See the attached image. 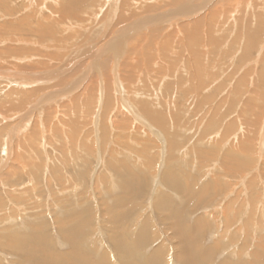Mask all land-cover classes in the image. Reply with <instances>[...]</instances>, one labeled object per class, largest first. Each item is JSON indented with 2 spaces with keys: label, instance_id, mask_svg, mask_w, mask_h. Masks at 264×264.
<instances>
[{
  "label": "rangeland",
  "instance_id": "rangeland-1",
  "mask_svg": "<svg viewBox=\"0 0 264 264\" xmlns=\"http://www.w3.org/2000/svg\"><path fill=\"white\" fill-rule=\"evenodd\" d=\"M168 1L0 0V264L70 253L75 226L97 264L140 230L135 264L158 245L182 264L179 235L207 264H264V0L127 28L191 0Z\"/></svg>",
  "mask_w": 264,
  "mask_h": 264
},
{
  "label": "bare ground",
  "instance_id": "bare-ground-1",
  "mask_svg": "<svg viewBox=\"0 0 264 264\" xmlns=\"http://www.w3.org/2000/svg\"><path fill=\"white\" fill-rule=\"evenodd\" d=\"M77 2L78 1H81V0H76ZM193 0L189 1V4H182V6L180 5L183 0H169L168 2H166L165 4L166 5H170V6H173L174 4L176 5H180L179 7L175 8V11L172 9V10H168V14H165V15H162L159 13L156 14L157 16H146V17H141V18H138V19H135L132 21V23L127 27H135V28H144L146 27V24H149V25H152V24H157L156 21L159 20V18L161 17H166L168 15L169 17V22H171L170 24H173L174 21H177L176 18L178 17L179 19H185L182 21V23L178 22V25H183L182 28L184 27L186 30L187 28L189 27V21L191 22V28H193L192 30L196 29V26H199V28L202 26V23L204 22V19L203 16H200V18H197V17H194L193 14L199 9V11H201L202 9H204V7L208 6L209 5V1L210 0H203L205 1V3L203 1H200V3L198 2H195V3H192ZM216 1V0H215ZM194 2V1H193ZM76 3V2H75ZM218 3V2H217ZM194 4V5H193ZM215 4V3H214ZM124 5V3H123ZM175 5V6H176ZM126 6V5H124ZM220 6V5H219ZM64 7V6H63ZM115 7V6H114ZM160 7V6H159ZM124 9V8H123ZM158 8L154 6H150V5H146V6H143L141 7L140 9V12L142 13H145V12H151V11H155L157 10ZM159 10V9H158ZM64 10H62V13ZM217 11V10H216ZM6 12V11H5ZM139 12V13H140ZM204 12V11H203ZM9 13V12H8ZM139 13H136L135 11L133 13H129V14H126L125 13H122L123 15L121 16V18H119V22L122 23V22H125L127 20H129L130 18L136 16L137 14ZM210 14V13H209ZM127 15V16H126ZM175 15H178V16H175ZM203 15V14H201ZM207 15V14H206ZM209 19H210V16H209ZM166 20V19H165ZM187 20V21H186ZM45 21V20H44ZM168 21V20H167ZM159 22V21H158ZM161 22L163 23L164 20H161ZM168 22V23H169ZM212 22V21H211ZM210 22V23H211ZM165 23V22H164ZM167 23V24H168ZM198 23V24H197ZM155 26V25H154ZM177 25H175L176 27ZM150 26H148L149 28ZM152 28H156V27H152ZM158 29V28H157ZM189 29V28H188ZM155 30V29H154ZM159 30V29H158ZM200 31V30H199ZM192 32V31H191ZM190 34L194 37L195 36V33H191ZM5 33V32H4ZM159 33V32H158ZM153 34V31H149V32H146L145 34H143V36L141 37H148L149 38V35H152ZM199 34V33H198ZM197 34V35H198ZM53 35V34H52ZM208 35H209V32H208ZM210 36V35H209ZM211 37V36H210ZM188 38H191L190 35H188ZM195 38V37H194ZM1 39V37H0ZM3 39V38H2ZM250 39V38H249ZM247 38L246 40V44H248V40ZM251 40V39H250ZM12 41V40H11ZM193 41V40H192ZM191 41V42H192ZM198 41V39H197ZM201 41V39H200ZM252 42V40H251ZM148 44V43H147ZM109 45V44H108ZM116 45V44H115ZM114 45V46H115ZM107 46V44L105 46H103L99 51H104L103 49H105V47ZM245 46V45H244ZM243 46V52L247 51L246 50V46L244 47ZM117 46H115L116 48ZM117 50V48H116ZM197 50V49H195ZM98 53V52H97ZM195 53V52H194ZM203 53V52H202ZM99 54V53H98ZM196 54V53H195ZM242 60V59H241ZM197 66V65H196ZM152 68V67H151ZM202 73V72H201ZM261 73V72H260ZM259 77H262L263 74H258ZM186 77V76H185ZM12 82H16L18 83L17 81L13 80ZM55 82V81H54ZM13 83V84H14ZM21 83H26L25 81H21ZM173 83V82H172ZM62 82H56V86H59L61 85ZM107 84V83H106ZM72 84H69L68 87H71ZM133 86V85H132ZM47 87V86H45ZM53 87V86H51ZM111 87V86H110ZM72 88V87H71ZM118 90V88H116ZM41 89H39L38 91H40ZM35 92V91H34ZM117 92V91H116ZM32 93V91H31ZM63 93V92H62ZM36 94V92H35ZM33 94V95H35ZM31 95V96H33ZM46 96V95H44ZM56 96V95H55ZM45 97L41 98V100H43ZM121 98V97H120ZM62 100V99H61ZM139 102V101H138ZM141 103V102H140ZM34 104V103H33ZM36 104V102H35ZM142 104V103H141ZM36 106V105H35ZM59 106V105H58ZM32 107V105H31ZM60 107V106H59ZM64 107V105H63ZM71 107V106H70ZM124 107V106H122ZM125 108V107H124ZM68 109V108H67ZM127 111V109H125ZM125 111V112H126ZM58 114V113H57ZM109 114V113H108ZM70 115V114H69ZM127 115V114H125ZM152 117V116H151ZM162 117V116H161ZM162 119V118H161ZM115 122V121H114ZM126 122V121H125ZM106 125V124H105ZM129 125L131 126L132 124L129 123ZM129 126V127H130ZM162 126V125H161ZM49 127V126H48ZM128 127V128H129ZM75 128V127H74ZM134 128H136L137 130L143 132L145 134V127L143 126L142 128L144 129H141L140 126H134ZM4 129V128H3ZM135 129V130H136ZM2 130V129H1ZM145 130V131H144ZM130 131V130H129ZM148 135V134H147ZM154 135V134H153ZM77 140V139H76ZM128 143V142H127ZM80 145V144H79ZM243 148V147H242ZM8 158V157H7ZM173 178V177H172ZM173 181V179H172ZM180 190V189H179ZM178 220H176L177 222ZM115 221L113 220V225L115 226ZM76 227V226H75ZM72 228L70 230V234H66L65 238H69L72 240L73 238V241H72V250L70 253H62V254H59V253H55V254H52V253H49L48 255H46V260L44 261L43 264H97V263H93L92 261H89V260H84L86 258H84L83 256H80L79 254V250L81 248V245L75 240V235L77 236L78 235V232L80 230L77 231L78 228ZM80 227V226H79ZM77 231V232H76ZM145 230H140V232L138 234H136L135 236L131 237L132 238V241H128L124 238H122L120 236V234H117L115 235L114 234V239H113V246H114V250L115 252L117 253V256L118 258L122 261L123 264H135L132 262V256L134 255H138L139 253V250L136 251V253H134V251L136 249H139L142 247V245L145 243L144 241H147V240H151V239H147V237L149 238V234L147 232H143ZM68 232V231H67ZM69 233V232H68ZM149 235V236H148ZM153 237V236H152ZM154 238V237H153ZM179 241H178V248L175 249V256L178 260H181L182 261V264H207L206 261H204L202 258H201V255L199 253H197V250L195 249V246L192 245V241L191 239L189 238H184L182 236L179 235ZM34 244H35V240H31ZM144 242V243H143ZM162 245H158L157 248H155L153 250V253L149 256V257H146L145 258V264H163L164 262H166V254L164 253V250L162 249L161 247ZM47 249V247H41L40 250L42 251H45ZM58 252V251H57ZM60 252V251H59ZM61 253V252H60ZM36 255V254H35ZM59 255V256H58ZM38 257L42 258V254H37ZM102 262H99L98 264H100ZM36 264H39V261H36Z\"/></svg>",
  "mask_w": 264,
  "mask_h": 264
}]
</instances>
